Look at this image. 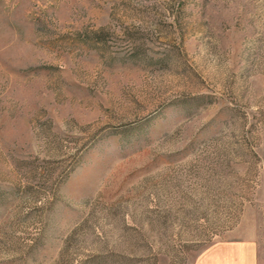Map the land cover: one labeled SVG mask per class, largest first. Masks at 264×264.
I'll use <instances>...</instances> for the list:
<instances>
[{
    "label": "rangeland",
    "instance_id": "374dc122",
    "mask_svg": "<svg viewBox=\"0 0 264 264\" xmlns=\"http://www.w3.org/2000/svg\"><path fill=\"white\" fill-rule=\"evenodd\" d=\"M257 234L264 0H0V264Z\"/></svg>",
    "mask_w": 264,
    "mask_h": 264
},
{
    "label": "crops",
    "instance_id": "0c3cea01",
    "mask_svg": "<svg viewBox=\"0 0 264 264\" xmlns=\"http://www.w3.org/2000/svg\"><path fill=\"white\" fill-rule=\"evenodd\" d=\"M192 264H264V237L257 234L218 241Z\"/></svg>",
    "mask_w": 264,
    "mask_h": 264
}]
</instances>
